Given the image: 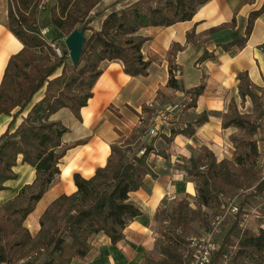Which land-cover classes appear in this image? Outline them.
<instances>
[{
    "label": "trees",
    "instance_id": "trees-1",
    "mask_svg": "<svg viewBox=\"0 0 264 264\" xmlns=\"http://www.w3.org/2000/svg\"><path fill=\"white\" fill-rule=\"evenodd\" d=\"M102 0H9L8 26L23 42V47L8 58L0 83V114L12 116L8 127L0 135V190L5 182L17 177L15 165L18 156L33 165L36 177L24 184L18 193L0 205V264H81L92 246V238L97 233H106L113 242L124 236V228L129 221L141 214V209L130 199V193L143 184L147 174L155 175L149 162L151 152L165 155L156 149L153 136L150 141H142L145 133L141 125L135 126L123 140L111 143V151L106 165L99 166L93 175L86 177L81 172L73 174L76 190L61 193L45 208L40 216V229L32 233L25 224L27 216L36 208L42 195L49 189L61 172L59 163L67 149L77 143L64 145L62 137L69 127L61 120L51 119V114L67 106L80 118L82 106L93 95V86L102 73L101 62L105 59H120L124 70L130 75L147 74L150 59L142 54V45L148 38L137 33L147 25H170L191 19L197 8L207 0H132L126 6L116 8L120 0H113L104 9L96 10ZM49 5V21L40 23V10ZM107 12L106 8H110ZM264 11V3L251 10L244 30L237 28L236 16L230 22L213 27L206 34L231 27L229 38L217 43L224 50H238L245 46L256 18ZM97 16L102 17L100 28L92 25ZM49 27L47 34L41 29ZM74 28H84L86 40L77 64L66 51L65 37ZM59 32V33H58ZM63 42H59V40ZM187 39L199 44L195 30L188 31ZM61 47L62 54L55 51ZM183 49L173 43L168 50L170 77L168 85L180 89L175 76V56ZM214 50L204 49L198 61L215 58ZM239 93L243 99L250 96L255 111L240 112L234 99L223 114L224 127L235 126L230 133L234 143L233 156L217 160L214 152L207 148L205 164L194 155L189 158L188 175L196 180V201L201 206L213 207L221 202V194L253 186L260 178L258 166L259 141L256 137L263 127L264 109L258 90H263L249 77L247 71H240ZM206 80L191 88L185 95L190 97L188 106H194L199 94L203 93ZM44 88L43 96L34 101L22 120L14 126L16 117L24 113L34 100L35 94ZM257 111L259 114L257 115ZM256 112V114H255ZM208 120L204 111L184 128H172L175 132L192 134L194 123ZM135 141L138 147L134 148ZM139 150H143L141 153ZM257 191L264 190V179L256 185ZM264 208V207H263ZM194 209L188 197L176 201L169 208L159 209L164 213L163 241L160 243L161 264H178L182 261L180 247L184 244L193 219ZM243 203L230 227L235 236L233 249L225 264L264 263V212L257 230L239 223L243 218ZM230 241V240H228ZM224 251L207 264H217ZM142 264H160L151 261L148 252Z\"/></svg>",
    "mask_w": 264,
    "mask_h": 264
},
{
    "label": "crops",
    "instance_id": "crops-1",
    "mask_svg": "<svg viewBox=\"0 0 264 264\" xmlns=\"http://www.w3.org/2000/svg\"><path fill=\"white\" fill-rule=\"evenodd\" d=\"M8 1L0 0V83L8 58L23 47V42L8 26ZM111 1L101 2L108 5ZM263 3L264 0H207L197 8L191 19L165 26L141 27L137 33L148 37L142 45V54L151 60L145 75L128 74L120 59L103 60L102 73L93 86V95L80 110V118L67 106L51 114V119L61 120L69 127L62 137L64 145L69 146L79 139L85 141L70 146L61 158V172L25 220L30 231L36 233L40 229V216L53 199L61 193L76 190L75 171L86 177L93 175L99 166L106 165L111 143L122 140L120 137L123 135L128 136L139 123L146 119L158 124L165 122L169 127L162 132L170 135L172 128L186 127L205 111L208 120L194 124V133L175 132L169 142L162 137L157 139L156 145L163 148L166 154L154 152L150 155L155 175L147 174L142 186L130 193L131 201L140 207L141 214L129 221L123 238L113 242L106 233H97L92 238L87 256L78 260L81 264H142L147 249L155 239L153 224L161 206L183 196L197 194L196 180L187 172L188 159L201 147L211 149L217 160L233 156L234 143L230 133L237 131V127H224L222 118L232 99L236 102L242 100L238 73L247 71L255 84L264 85V11L256 18L241 49L224 50L217 45L229 38L231 27L206 33L213 27L230 22L234 16L237 28L239 26L244 30L251 10L260 8ZM116 8L120 6L116 5ZM193 29L199 44L187 39L188 31ZM173 43L183 46L176 52L174 60L180 89L168 85V50ZM205 48L214 50L216 57L198 61ZM203 75L205 90L199 94L194 106L187 107L191 98L185 95L184 89L198 85ZM43 94L44 88H41L24 113L16 117L14 126ZM167 113L175 121L165 120ZM11 119V115L0 114V135ZM181 157L187 158V161ZM15 170L17 177L8 179L5 182L7 187L0 190V205L13 198L24 184L36 177L35 167L24 162L21 154Z\"/></svg>",
    "mask_w": 264,
    "mask_h": 264
},
{
    "label": "rangeland",
    "instance_id": "rangeland-1",
    "mask_svg": "<svg viewBox=\"0 0 264 264\" xmlns=\"http://www.w3.org/2000/svg\"><path fill=\"white\" fill-rule=\"evenodd\" d=\"M131 1L132 0H120L117 3V6H120L121 8V6H126ZM108 5H105L103 2H100L96 10L104 9ZM111 8L112 7L106 8L105 11L107 12ZM102 17L104 16H97L96 19L93 20L92 25L95 28H100L102 24ZM49 19H50L49 18V5H44L40 10V18H39L40 23L46 24L49 21ZM59 42H63V41H61L60 39ZM64 43H65V39H64ZM261 87L263 88V90L262 89L258 90L257 93L261 97V101L263 102L262 108L264 109V85H262ZM236 103L238 106V110L240 112L253 113L255 111L254 103L250 96H246L245 99L242 98V100ZM181 108H183V106H181ZM258 114L259 112L257 111V115ZM262 117H264V114L262 115ZM173 119H174L173 116L168 115V113L166 114L165 120L173 122L175 121ZM262 119H263L262 121L264 122V118ZM193 121H190V122H193ZM181 122H184V121H181ZM139 125H141V128L145 129L144 130L145 133L142 135V138H141L142 141H150L153 136H158L154 141V146L156 147V149L163 150V148H160L156 145V142L159 137H162L165 139V137L162 136V134L164 133L162 132V130L165 129V127H169V126L165 122L164 123L159 122L158 124L156 123V121L152 119H146L145 121H142V123H139ZM177 125H179V122ZM165 135H168V134H165ZM124 136L125 135L120 137V139L123 140L124 138H126ZM168 136L170 137V135ZM263 136H264V130H263V127H260L258 132H256V137L260 139ZM165 140L167 142L170 141L169 138H166ZM263 143L264 141H259L258 143L259 153H260V157L258 159V166L260 168L259 181L264 179V144ZM137 144H138V141H135L134 148L138 147ZM207 148L208 147H201L200 150H197L193 154L196 159L202 160L201 161L202 165L205 164L206 159H207V156L204 154L205 153L204 150ZM139 152L141 153L142 150H139ZM152 153L154 152H151V154ZM150 155H149L148 160L151 163ZM181 159L183 160L186 159L187 161V158L185 157L184 158L181 157ZM188 165L189 166L191 165L190 161L186 163L187 168H188ZM259 181H257L253 186H250V187L241 188L240 190L235 189L232 191H227V192L222 193L221 194L222 200L220 204H217L213 207L199 205L196 201V196L186 195L182 197V198L188 197L191 206L194 209H198V210L197 212L193 213V217H192L193 219L190 221L189 232L186 235L184 244L182 243L180 247V250L183 254H182V261L181 263H178V264H190V261L192 260L194 253L200 247L199 245L201 243L200 238L205 236L207 232H209V230H212L217 224V222L219 223L217 224L215 232L213 233V236H212V242H213V245H215V249L212 251V257L213 256L217 257L220 248H223L224 251L218 257L217 264L226 263V260L229 258V251L231 252L234 247L232 242L235 239V236L233 235V233L232 234L230 233L229 229L232 225V222L235 219V214L239 211L240 203H243V209L246 212L243 213V218L239 221V223L248 228H252L254 230H257L259 226L260 219L264 212V208H263L264 207V190L262 192H258L257 187H256ZM180 199L167 203L165 204V206L162 205L160 209L169 208V210H171L172 205L175 204L176 201H179ZM234 204L238 206V210L237 209L233 210ZM164 218H166L164 213L162 214L158 212L156 221L153 224V232H152V235L154 236L155 239L153 243L151 244V246L149 247V249H147L148 250L147 252L151 258V261L159 262L160 264H161V260L163 256L160 252L159 246H160V243L163 241V230H164L163 225L166 223Z\"/></svg>",
    "mask_w": 264,
    "mask_h": 264
},
{
    "label": "built area",
    "instance_id": "built-area-1",
    "mask_svg": "<svg viewBox=\"0 0 264 264\" xmlns=\"http://www.w3.org/2000/svg\"><path fill=\"white\" fill-rule=\"evenodd\" d=\"M48 29H49L48 26L43 27L41 29V33L44 35L47 34L49 32ZM52 44L55 47V51L61 55L62 54L61 47L55 45L54 43ZM236 209L238 210V206L234 204L233 210H236ZM218 223L219 222H217V224ZM217 224L212 230H209V232H207L205 236L200 238V241H201V243L199 244L200 247L194 253L192 260L190 261V264H207L211 261L212 251L215 249V245H213V242H212V236H213V233L215 232Z\"/></svg>",
    "mask_w": 264,
    "mask_h": 264
},
{
    "label": "water",
    "instance_id": "water-1",
    "mask_svg": "<svg viewBox=\"0 0 264 264\" xmlns=\"http://www.w3.org/2000/svg\"><path fill=\"white\" fill-rule=\"evenodd\" d=\"M86 40V34L84 28H74L66 37V51L74 64H77L80 60V56L83 50V46Z\"/></svg>",
    "mask_w": 264,
    "mask_h": 264
}]
</instances>
